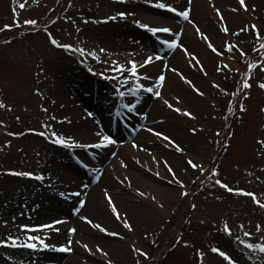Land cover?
Returning <instances> with one entry per match:
<instances>
[{
	"label": "rangeland",
	"instance_id": "374dc122",
	"mask_svg": "<svg viewBox=\"0 0 264 264\" xmlns=\"http://www.w3.org/2000/svg\"><path fill=\"white\" fill-rule=\"evenodd\" d=\"M140 1L142 3L146 2V0ZM155 1L158 2V0ZM238 1L231 0L232 6L225 7L218 3V0H209L212 14L209 12L203 22H198L194 17V13H192L193 4L189 5V0H184L180 8L171 1L166 2L169 6L182 11L190 8L188 20H179L180 17L177 14H169L162 9L155 10L156 12H147V15H150L151 18H157L156 20L164 23L176 22L180 27L171 35L167 34L172 37V40L176 41L175 47L171 48L167 54L156 50L149 56L163 57L161 61L162 64L164 63L162 70L168 69L171 75L176 74L179 78L181 77V80L187 81L193 77L190 76L191 78L187 79L186 73L176 70L171 65L168 66L169 63L165 62L175 52H182L189 59L191 65L200 71L199 77L205 84L208 83L211 88L215 84L218 85L217 99L221 103L217 105L215 103L211 104L209 100L203 101L212 109L211 114L202 116L203 120L208 119L209 122L206 130L202 129L199 121H194L192 126L186 125L183 128L186 135L196 138L197 141L189 142V144H193L194 150L210 160L208 172L202 175L199 181L197 179L191 183L189 186L190 191H185L188 193L187 196L181 195L182 199L173 209L170 219L157 221L155 225L142 232L140 236L145 246L143 249L131 247L133 257L130 254L127 259L125 255L116 258L111 255L107 246L104 247L103 244L96 245L95 252L101 258L107 259L106 264L109 260H112V264H230L218 253H213L212 248H219L221 251L226 252L235 264H264V254L246 247L248 243L264 244V207L260 206V204H264V143H260L264 141V89L259 87L261 83H264V47H262L264 46V7L259 6L258 15H256L261 21L263 29L260 27L253 29L254 24L246 19L241 23L231 20L229 24L226 12L234 15L239 10L245 9ZM192 2L193 0H191ZM21 3L25 4L23 9L19 7ZM109 4L114 3L110 0H0V30H2L0 31V103L5 105V107L0 108V225L5 222V211H1V208L17 203V198L13 200V196L16 195L15 192H18V194L22 191L26 192L27 186L33 189L31 191L33 192L35 191L34 188L37 190L41 186L40 184H43V181H40L37 182L40 184L33 185L35 183L31 184L30 181H34L31 178L10 173L26 171L37 175L42 174L40 166H45L51 159L55 151L53 147L69 150L53 143L49 138L53 130L48 116L51 108L48 107L43 98L46 89L44 86H48L52 82L51 77L56 75L57 72L60 73L61 67H86L89 76L98 77L100 82H106V86L102 88L104 94L114 87L112 82L116 79H105L101 73L109 77H115L114 72L110 70L105 72V70L110 68L113 61L118 62L120 60L118 53L115 51L117 46L114 43L102 41V38L96 39L94 34L98 25L90 23L91 20L95 23L109 20L110 23L117 24L120 19H110L112 16H117V12L109 7ZM153 4L151 3V6ZM199 8L203 9L204 7ZM253 9H256V7H253ZM251 12L255 13L256 10H251ZM27 20H34L37 23L27 25L25 24ZM232 21L237 24L233 28L231 27L233 26ZM226 23L229 25L227 26ZM17 24H19V27ZM5 25L10 26V30H3ZM185 26L191 27L196 36L207 45L208 48H205L204 52L218 57V52L214 53L209 47V43L215 45L217 42L214 48L216 50L219 48V51L228 58H235V60L237 58L236 61L245 66V71L232 69L226 62L218 60L217 66L214 64L212 67L214 73L220 77L223 84L224 82H230L229 86L220 87L219 83H212L207 76H202L201 72L204 74L207 72L206 66L201 63L199 55L191 53L190 47L185 46L182 40ZM225 27L228 30L227 33L224 31ZM138 29L143 33L146 30L141 27ZM213 29L217 30L214 37L211 32ZM256 30H260L259 39L256 38ZM146 33L150 32L146 30ZM159 34L161 33L152 36L158 42L160 41L158 39ZM242 35L244 36L242 37ZM128 36L129 34L125 35L126 42L133 39V37L127 39ZM212 37L216 42L212 40ZM53 38L62 45H72L76 49L83 48L86 53L95 51L102 60L97 61L91 56H81L78 52L64 47H57L51 43ZM248 39L252 41L250 45L247 43L250 42ZM136 42L139 45L141 39H136ZM159 44L161 43L159 42ZM229 44L233 46L232 51L227 50L226 46ZM100 49H105V52H100ZM253 49H256V51L254 52ZM241 52L246 55L241 56ZM138 55H142L139 50ZM105 56H109V58L106 60ZM128 56L125 60H122L123 64H121L125 66V69H130V62L134 61L130 54ZM91 61L98 64L90 67ZM218 65L220 71L217 70ZM225 65H227V68L224 67ZM159 72L160 70L154 72L151 80L150 77L144 80L146 86L156 87V84L163 83L165 77L162 82L158 81ZM228 73L230 74L228 75ZM115 74L119 75L118 72H115ZM125 77L130 79L128 86L132 87L136 82L135 78L131 77L130 72L127 70L119 80ZM175 79L177 82H181L177 77ZM79 80L83 79L78 78L77 81ZM245 81L251 84L250 88L245 89L243 87ZM202 88L204 87H192L190 95L204 100L203 96H198L199 94L196 93L197 89L204 92ZM37 90H39V94ZM158 91L160 93L158 99L160 100L164 93L162 89ZM146 94L150 99H153V102L157 100V96L148 92ZM47 96L53 99L50 93ZM162 103L160 104L162 105ZM214 107H217V109ZM241 108L244 110L241 111ZM42 109H47V111L45 112ZM85 109L87 113L93 112L92 109L90 111L87 108ZM142 114H146L143 115V120L145 119L146 122L148 115L147 113ZM168 114L174 115L171 111ZM92 117L93 123L103 130V124L94 112ZM142 123L134 124L133 130H138L143 125ZM155 123L159 125L161 121H155ZM44 124H49L51 127L44 129L42 128ZM147 125V130H154L151 128L153 124ZM190 127L192 129H188ZM193 129L196 130L195 134L192 131ZM157 130H160V128H157ZM41 131H46L49 135L41 136L39 135ZM12 133L16 135H12ZM217 133L220 135L218 136ZM101 135L109 134L101 132ZM134 137L136 138L137 135L135 134ZM170 140L174 142H170L171 144L179 145V147L183 143L182 140L173 137ZM93 141H98V137L96 136ZM115 141L122 147L128 145L131 139L125 141L116 139ZM133 146L141 148L138 142L133 143ZM105 149L110 148L105 147ZM91 150L93 149L81 151L90 160L89 166L94 165L92 161L94 156L91 155ZM109 151L111 154H115L113 149ZM57 158L60 162H65V158L60 156H57ZM163 159V161L157 159V163L165 164L167 163L166 160H169L167 156ZM185 160L192 159L184 155L181 157V164ZM123 161L130 166V158H124ZM192 161L196 163L194 160ZM107 164H109V161ZM79 169L74 172V179L80 183H84L86 180L89 182L93 180L92 184L96 183V179L93 177L94 171L89 175H85L84 178L82 172L78 171ZM193 170L195 175L199 174L198 167ZM73 178L69 179L71 182L69 186L72 185ZM216 180H220L221 184H227L234 191L228 192L221 185L216 184ZM110 182L113 183L114 180L110 179ZM6 188L7 190L2 192ZM135 189L137 191L142 190V187L138 185L135 186ZM98 190L100 191V188ZM239 190L254 193L259 204L255 202L253 197L245 195ZM63 192H59V196ZM132 192L133 194L137 193L134 190ZM192 205L196 206L195 209ZM30 208L32 207L27 210L23 208V210L16 212V216L19 214L23 217L20 225L39 227L44 222H49V225L54 227V222L50 221L57 219V216L45 221H36L37 217ZM118 220L116 219L118 225L116 233L97 229L94 225L92 227L99 231L106 243L116 241L120 243L125 241L126 235H129L131 231L129 232L124 226L125 224L122 225ZM84 223H87L86 220ZM32 224L33 226H31ZM36 224L38 226H34ZM225 224L231 230V235L226 233ZM70 227H68V232L71 229ZM0 228L3 229V225ZM102 229L105 228L102 227ZM10 230L8 227L6 231L0 232V239L10 235L14 236ZM40 232L36 233L41 234ZM75 233L69 234L73 237ZM245 233L251 235L245 236ZM241 241L244 243H241ZM71 242L72 251L79 245L75 246V241L72 239ZM120 245L125 246V244ZM19 249L30 251L32 255L38 253L39 250H45L42 246H38L36 250ZM92 250L93 248H89V251L92 252ZM71 251L62 253L68 259L74 257ZM141 252L147 253V256L142 255ZM201 252L203 253L202 260ZM62 253L59 255H62ZM104 253L107 255H104ZM63 257L52 260L54 264H65L61 261ZM0 260L3 262L1 258Z\"/></svg>",
	"mask_w": 264,
	"mask_h": 264
},
{
	"label": "bare ground",
	"instance_id": "6f19581e",
	"mask_svg": "<svg viewBox=\"0 0 264 264\" xmlns=\"http://www.w3.org/2000/svg\"><path fill=\"white\" fill-rule=\"evenodd\" d=\"M110 1L114 4H109V7L117 12L116 17L120 19V21L117 24H113L109 21L95 23L91 20L90 23L98 25L94 34L96 39L102 38L101 40L104 42L116 44L117 49L115 51L118 53L117 55L120 59L118 63L120 64H123L122 60H125L129 57L128 54H130L139 67L147 60L149 55L156 50L160 51L162 49L154 38L145 32L139 31V25L136 23L137 21L152 27H168L173 31L180 28L176 22L164 23L156 20L157 18H151L150 15H147L148 11L156 12L153 9L155 7L151 6V3L157 2L155 0H146L144 3L140 0ZM159 1L165 3L171 1L180 8L184 0H158V2ZM218 3H221L225 7L232 6L231 0H218ZM192 4V13H194V17L198 22L205 21V16L209 12L212 14L209 0H193ZM245 5L247 11H244L245 9L239 10L234 15L227 12L225 13L229 24L231 20L241 23L246 19L250 20L256 27L262 28V23L256 15H258L259 6L264 7V0H245ZM199 7L204 8L200 9ZM253 7H256V9H253ZM251 10H256V12L252 13ZM120 12H124L126 18H121L118 15ZM229 24H227V26ZM232 25L231 27L233 28L237 24H234V21H232ZM216 31L215 29L211 30L213 37L216 35ZM127 34H129L127 39L132 37L133 39L127 40L126 42L125 35ZM243 36L244 35H242V37ZM213 37L212 40L216 42ZM136 39H141L139 45ZM182 40L185 46L188 45L190 47L191 53H197L199 55L201 63L206 66L207 72L205 74L201 72L202 76H207L212 83H219L220 87H228L230 82H224L223 84L220 77L214 73L212 67L214 64L217 66L218 60L226 62L232 69L245 71V66L240 65L239 61H236L237 58L235 60V58L231 59L224 56L219 51V48H217V52L220 53L218 57L204 52L205 48H208L207 45L196 36L189 26H185ZM248 40L250 41L251 39ZM247 43L250 45L252 41ZM218 44L221 45L220 43ZM212 45L216 47L215 45H217V42L215 45L212 43ZM138 50L142 55H138ZM105 57L106 60L109 58V56ZM145 57H147L146 60H144ZM154 57L156 58V56L152 57V61L148 65L149 67L144 68L139 74L141 76H148L151 80L154 72L160 70L158 75H163L165 80L162 85L156 84V87L158 90L162 89L164 96H161L160 100L157 98V100L153 102V99L147 97L143 89L136 95V98L140 100L138 104V113H147L148 120L146 124H153L154 130H147L144 126L145 129L143 128L141 131L137 132L136 138L129 133L127 134V132L117 133L119 140L127 139L129 136L132 138L131 142L122 147L108 146V148L115 151V157L113 158V153H110V149L102 148L100 150H91V155H93L96 160H92L94 165L87 169L84 165H89L90 160L86 155L82 154L81 151L84 149H74V152H76L74 153L73 150L66 151L53 147L55 151L51 159L45 166H40V172L45 177L43 184L29 180L31 184L35 183L33 185L40 184L41 186L37 190L33 187L35 190L33 192H31L33 189L28 186L26 192L22 191L19 194L15 192L16 195L13 196V200L17 198V203L15 205L11 204L6 208H1V211H5L4 220L7 221V225L5 226L1 223L0 227L3 225V229L0 228V232L6 231L9 227L11 229V234L15 237H19L20 241L23 243L27 235L19 229L23 217L19 214L16 216L15 214L17 211L23 210V208L27 210L29 207H32L30 210L35 214V217H37L36 221H45L46 219L57 216V219H54V221L62 220L64 223L54 224L52 228L43 229L40 232L41 234L36 232L29 233L30 235H39L41 238L48 237L45 243L50 245L48 249L44 251L39 250L37 251L38 253L34 255H32L30 251H24L16 247L0 248V258L3 260V262L0 260V264H54L52 259H57L61 256H64L61 261L65 264H106L105 261H107V259L101 258L94 250L96 249V245L99 244H103L104 247L107 246L111 255H114L116 258L125 255L127 259L130 257V254L133 257L131 247L143 249L145 246L140 236L142 232L155 225L157 221L170 219L173 209L182 199L181 193L186 190L190 191L189 186L191 183L197 179V181H199L202 175L208 172L210 160L194 150L193 144H189V142L197 140L192 136L186 135L183 128L186 125L192 126L194 121H199L202 125V129H207V125L209 124L208 119L203 120L202 116L211 114L212 109L203 101L209 100L211 104L215 103L220 105L221 101L217 99L219 88L215 87L216 84L213 88H211L208 83L205 84L199 77L200 71L194 68L186 55L180 51L169 56L165 62L169 63L168 66L171 65L175 67L176 70L186 73L187 79L192 76L193 78L191 80H181V77L179 78L176 74L171 75L168 69H164L163 71L162 65L164 63L162 64ZM101 60L102 59L99 57V61ZM97 64L91 61L90 67L96 66ZM59 72L60 73L57 72L56 75L51 77L52 82H50L48 86H44L46 89L44 90L43 100L48 107L51 108L48 116L53 130L58 134L64 135L66 139L69 137L72 138V140L77 143H97L98 141L94 142L93 139L96 136L98 137L97 133L100 132V128L93 123L92 118L88 115L87 111H85V108L89 109V111L92 109L96 117L102 120L104 128L109 130V123L110 121H114L113 117H115L116 111L123 112V107L130 98L127 94L123 98L120 97L119 91L127 93L129 86H121L120 80L118 81L116 79L112 82L114 85L113 89L104 94L102 88L106 86V82H100L98 77L89 76L86 67L71 68L70 66H65L64 68L61 67V71L59 70ZM230 73L232 74V72ZM230 73H228V75ZM175 77L181 82H177ZM78 78H82L83 80L77 81ZM188 81H191V84H189ZM140 83L146 85L144 80H141ZM135 85L136 84H134V86ZM197 85L204 87L202 88L204 92L199 89V92L203 93L202 96L204 100H200V97L190 95L191 88L198 87ZM49 93L52 95L53 99L47 96ZM196 93L198 92L196 91ZM160 103H162V105ZM169 105H171V108ZM176 108L181 109V112H176ZM214 108L217 109V107ZM169 111L173 112L174 115L168 114ZM186 113H190L191 115H187ZM53 116L55 117L54 120L52 119ZM61 121L63 122L61 123ZM155 121H161V124L158 125ZM131 122L133 124L137 121L132 119ZM157 128H160V130H157ZM188 129L192 128L190 127ZM155 133H161L162 135L157 136ZM163 136H168L169 140H164ZM172 137L183 141L182 145H180L182 149L181 152H176L171 144H169ZM135 142H138V144L140 143L141 148L133 146ZM184 155L189 156L197 163L199 168L198 175L194 174V170L186 160L185 162L183 161V165L181 164V157ZM57 156L65 158V162H60ZM165 156L169 159L166 160L167 163H157V159L163 161ZM122 158H130V166L126 165ZM108 161L109 164L106 165ZM78 168L81 169L78 171L82 172V176L87 175V173H92V171L95 172V176L100 177L101 174L102 176L95 184L87 188H84L83 184L72 182L73 188H76L75 190L78 189L81 195L73 199L71 204H66L62 201L63 196H59V192L64 191L63 193L67 195L68 188L72 186H69V183H71L69 179L73 178L74 172H76ZM169 168H171L172 172H169ZM110 179H113L114 182H110ZM181 184L184 185L183 188H181ZM138 185L142 187V190L137 191V189H135V186ZM73 188L71 191H74ZM99 188L100 191L98 190ZM6 190L7 188L2 192ZM133 190L137 193L133 194ZM141 193H143V195H141ZM108 197L111 198L112 204L115 205L117 212L120 214L119 220L112 210V204L109 203ZM80 200H84L85 203L75 216V214L71 212V209L74 210L76 207H79ZM161 205H163V207H160ZM84 217L92 220V225L100 224L103 228L113 233L117 232L118 225L116 219L120 221L122 225L126 222L130 223L132 225V230L130 232L126 227L130 234L126 235L125 241H121L120 243L116 241L108 244L102 238L99 231L93 228L92 225L84 223ZM44 224H49V222H44L43 225ZM31 226H33V224ZM34 226H38V224ZM68 227L76 229V233L73 237L70 236ZM56 229H59V231H56ZM71 239L75 241V246H77V244L79 246L73 247L75 250L73 249L71 251L74 257L67 259V256L65 257L62 252L54 249L66 246L67 242ZM80 243L82 244L80 245ZM85 244L88 245V250L83 246ZM120 244H125V246L122 247ZM89 248H93L92 252L89 251ZM61 253L62 255H59Z\"/></svg>",
	"mask_w": 264,
	"mask_h": 264
},
{
	"label": "snow or ice",
	"instance_id": "6c2138e0",
	"mask_svg": "<svg viewBox=\"0 0 264 264\" xmlns=\"http://www.w3.org/2000/svg\"><path fill=\"white\" fill-rule=\"evenodd\" d=\"M191 3V0H189V5ZM239 3L245 7V10H247L246 8V5H245V0H239ZM152 6L156 7V8H159V9H162V10H167V11H170V12H173V13H176L178 16H181L183 17L185 20H188L189 19V11H190V8H186L185 10L183 11H180L178 10L176 7H172V6H169L167 5L166 3H163V2H156L154 3ZM19 7L21 9H23L25 7V4L24 3H21L19 5ZM217 11L219 12V10L217 9ZM235 11V10H234ZM118 15L121 17V18H126V14L124 12H120L118 13ZM117 17L116 16H112L110 17L111 20H115ZM222 18V17H221ZM37 22L34 21V20H27L25 21V24L27 25H35ZM139 27L143 28V29H146L148 32L152 33L153 35H156L157 33H169L170 35L172 34L171 33V29L168 28V27H152V26H149L148 24H145V23H141L139 21L136 22ZM17 26L19 27V24H17ZM253 29H256V26L253 25L252 26ZM3 30H10V26L8 25H5V28ZM2 31V30H0ZM224 31L227 33V28L225 27ZM243 31V30H242ZM51 35V34H49ZM238 35V34H237ZM259 31L256 30V38L259 39ZM205 39H207V37H205ZM51 43L57 47H64L66 49H69V50H72L74 52H78L81 56H85V55H88V56H91L93 59H96V60H99V57L97 56L96 52L95 51H92L90 53H86V50L83 49V48H79V49H76L74 48L72 45H68V44H60L58 43V41L56 39H51ZM162 43L166 44L169 48H173L175 47L176 45V41L173 39V40H168V39H165L162 41ZM209 47L211 48V50L216 53L217 50L212 47L211 43H209ZM227 50L228 51H232L233 49V46L231 44L227 45ZM264 47V46H262ZM254 51H256V49H253ZM186 51V50H185ZM100 52H105V49H100ZM220 53H217V55H219ZM246 55L245 53L241 52V56H244ZM157 59H160V57H157ZM152 61V57L149 56L147 58V60L145 61L144 64L140 65L139 67H144L146 66L147 63H150ZM131 68L130 69H125V66L124 65H121L119 64L117 61H113L112 64L110 65V68L109 69H106L105 72L107 71H112V72H118L119 75L116 76V77H109L107 75H105L104 73H101V75L105 78V79H120V77L123 76V73L127 70L130 72V76L131 77H134L135 80L137 81L136 82V85L135 87H130L128 89V92L129 94L131 95H138L140 90L143 89L144 91L150 93V94H153L155 96H159L160 93L158 91V88L157 87H153V86H145L143 83H140L141 80H147L149 79V77L147 76H141L139 73H138V65L134 62V61H131ZM167 67V66H165ZM225 68H227V65L224 66ZM254 67V66H253ZM217 70L220 71V67L218 65L217 67ZM91 71V69H90ZM164 80V76L163 75H160L159 78H158V81H163ZM120 83H121V86H128L129 85V78L128 77H125L123 78L122 80H120ZM189 84H191V81H188ZM215 87H218V85H216ZM243 87L245 89L247 88H250L251 87V84L248 83L247 81H245ZM260 88L264 89V83H261L259 85ZM198 92L199 95H203L202 92H199V90L197 89L196 90ZM37 93L39 94V90H37ZM119 95L120 97H124L126 95V93L124 91H119ZM140 103V100L137 99L136 103H130V104H126L124 105V107H127L129 112H136L137 111V104ZM167 103V102H166ZM5 107V105L3 103H0V108H3ZM169 107L171 108V105H169ZM43 111H47V109H42ZM244 109L241 108V111H243ZM176 112L180 113L181 112V109L179 108H176L175 109ZM187 115H191L190 113H186ZM89 116H92L93 114L92 113H88ZM146 115V114H144ZM52 119L54 120L55 117L53 116ZM63 121H61L62 123ZM51 126L49 124H44L42 125V128L44 129H48L50 128ZM193 133L195 134V129L192 130ZM157 136H161L162 134L161 133H155ZM12 135H16L15 133H12ZM39 135L41 136H47L49 135L46 131H41L39 132ZM97 135L99 136L100 134L97 133ZM217 135L219 136L220 134L217 133ZM49 138L51 139V141L57 145H60L66 149H69V150H72V149H84V150H87V149H101V148H105V147H108L114 143H116L115 139L113 137H111L110 135H103L99 142L95 143V144H82V143H77V142H74L72 140V138H65L64 135L62 134H58L55 130H52L51 133H50V136ZM163 139L164 140H169V137L168 136H163ZM174 143V142H173ZM260 143H264V141H261ZM10 146V145H8ZM176 150L177 151H182V149L179 147V145H176ZM187 163L190 165L191 168L193 169H196L198 167V165L196 163H193L192 160H188ZM84 167L87 169L88 168V165L85 164ZM169 172H172L171 168H169ZM12 175H17V176H24V177H29V178H32V179H35V180H38V181H43L45 179L44 175L43 174H34V173H31V172H12L10 173ZM173 175H175L174 173H172ZM99 178V176H97V179ZM216 184H219L221 185L223 188H225L228 192H233L234 189L229 187L227 184H221V181L220 180H216L215 181ZM181 188L184 187L183 184L180 185ZM84 188H87L88 185H83ZM241 192H243V190H239ZM243 194L245 195H248V196H251L253 197V199L255 200L256 203L259 204V201L255 199V194L252 193V192H243ZM61 196H64L65 193H60ZM69 196H76V197H79L81 195L80 192H74V193H69L68 194ZM141 195H143V193H141ZM181 195H184V196H187L188 193L187 192H182ZM109 199V203L112 204V201H111V198L108 197ZM84 203L85 201L84 200H80L79 202V207H76L74 209V211L76 213H79L80 211V208H82L84 206ZM261 207H264V204H260ZM160 207H163V205H161ZM193 209H195V205H192ZM112 210L113 212L116 214L117 216V219H120V214L117 212L116 208H115V205L112 204ZM84 219L86 220V222L89 224V225H92L93 224V221L88 219L87 217H84ZM60 223H64V221L62 220H56L54 221V224H60ZM5 226L7 225V221L4 222ZM97 229H101V230H104V231H107V229H102V226L100 224H95L94 225ZM125 227H127L130 231L132 230L131 229V224L130 223H125L124 225ZM53 225H49V224H45V225H41L39 227H29L28 225H20L19 226V229L26 233V239L25 241L22 243L20 241V238L19 237H15V236H8L6 238H2L0 239V247H16V248H27V249H30V250H36L38 248V246H42L44 249H48L50 247V245H48L47 243H45V240L48 239V237H44V238H41V236L39 235H30L29 233H32V232H38V231H42L43 229H47V228H52ZM56 231H59V229H56ZM75 229H69V233L70 234H74L75 233ZM225 231L228 235H231V230L228 228L227 224H225ZM251 234L250 233H245V236H250ZM71 240H69L67 242V245L66 246H61L59 247L58 249H54V250H58V251H61V252H70L71 251ZM241 243H244L243 241H241ZM86 249L88 248V245H83ZM246 247L250 250H253V251H259L261 254H264V244H259V245H256V244H253V243H248L246 244ZM102 251V250H101ZM211 251L213 253H218L219 256L223 257L225 260L229 261L230 264H235L234 261H232L231 257H229L226 252L224 251H221L219 248H212ZM142 255L144 256H147V253H144V252H141ZM104 255H107L106 253H104ZM200 256H201V260L203 259V253L201 252L200 253ZM108 264H112V262L109 260L108 261Z\"/></svg>",
	"mask_w": 264,
	"mask_h": 264
}]
</instances>
